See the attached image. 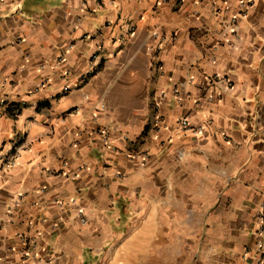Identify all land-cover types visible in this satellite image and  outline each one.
I'll return each mask as SVG.
<instances>
[{
	"label": "crops",
	"instance_id": "0c3cea01",
	"mask_svg": "<svg viewBox=\"0 0 264 264\" xmlns=\"http://www.w3.org/2000/svg\"><path fill=\"white\" fill-rule=\"evenodd\" d=\"M246 2L0 0V264H84L133 218L180 238L173 264H264V0Z\"/></svg>",
	"mask_w": 264,
	"mask_h": 264
},
{
	"label": "rangeland",
	"instance_id": "374dc122",
	"mask_svg": "<svg viewBox=\"0 0 264 264\" xmlns=\"http://www.w3.org/2000/svg\"><path fill=\"white\" fill-rule=\"evenodd\" d=\"M140 226L144 222L137 218L124 222L120 232L99 253L86 255L84 264H173L180 238L154 236L150 231L153 227L139 231ZM170 240L174 251L166 245Z\"/></svg>",
	"mask_w": 264,
	"mask_h": 264
},
{
	"label": "built area",
	"instance_id": "2783aa9c",
	"mask_svg": "<svg viewBox=\"0 0 264 264\" xmlns=\"http://www.w3.org/2000/svg\"><path fill=\"white\" fill-rule=\"evenodd\" d=\"M180 2V0H176V3L178 4ZM252 2L253 0H247L246 3H244V9H247L249 8L251 5H252ZM153 52V51H152ZM94 72V70H90L88 72L87 75H85L80 81L82 83H84L88 77L91 76V74ZM219 84H225L227 85L229 88L232 87V82L225 76H221V75H212L209 77V86L208 88L209 89H215ZM66 90H69V88H65ZM174 92L175 93H178L179 92V88L178 87H174ZM162 96V93H160L158 95V98L156 99L157 100V105H159V102H160V97ZM155 100V102H156ZM163 122V120L159 117L156 121H155V125L159 126L161 125V123ZM177 126L180 127L181 129L183 130H186V131H190V132H193V133H199V132H202L203 130V126L199 125V126H193L189 123V121L186 119V118H183V119H179L177 120ZM105 133V137H106V142H107V146H112L114 145V142L111 141V139H109L108 135H109V130H104L103 131ZM21 144V143H20ZM19 153H20V146H16L14 147V150L9 153V154H6L4 159H3V164L7 167H11L13 165L16 164L17 160H18V157H19ZM257 223H258V226H257V230H255L254 234L256 235L257 237V250H258V253H260L261 255H263L264 253V205L261 207V210L258 214V217H257Z\"/></svg>",
	"mask_w": 264,
	"mask_h": 264
}]
</instances>
